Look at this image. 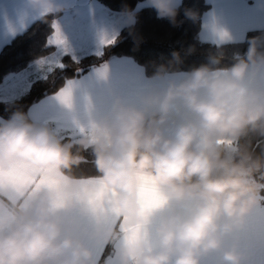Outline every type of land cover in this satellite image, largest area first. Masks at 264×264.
<instances>
[{"label":"clouds","instance_id":"clouds-1","mask_svg":"<svg viewBox=\"0 0 264 264\" xmlns=\"http://www.w3.org/2000/svg\"><path fill=\"white\" fill-rule=\"evenodd\" d=\"M27 2L41 17L63 10ZM146 3L175 24L182 0ZM220 59L179 80L159 65L164 87L142 106L116 98L75 139L21 110L0 120V264H98L89 241L111 247V264H202L214 252L244 264L231 238L264 201L261 39L230 67ZM89 149L96 175H73Z\"/></svg>","mask_w":264,"mask_h":264},{"label":"crops","instance_id":"crops-1","mask_svg":"<svg viewBox=\"0 0 264 264\" xmlns=\"http://www.w3.org/2000/svg\"><path fill=\"white\" fill-rule=\"evenodd\" d=\"M58 2L63 5V10L54 24L65 42L64 45H56L57 50L62 49V54L72 51L83 52L78 56L99 53L93 51L108 44L105 41H113L124 26L131 24V12L111 10L97 0ZM206 2L208 9L203 13L199 33L205 42L217 45L240 43L249 31L264 29V0ZM143 6L150 5L145 0L139 4V7ZM39 18L41 16L27 0H0V50ZM44 58L30 65L36 64L39 68L36 70L34 65L35 70L42 71L44 63L41 64V61ZM54 68H49L48 73ZM38 73L33 76L28 88L34 80L45 77L42 74L38 76ZM183 73L186 72H170L169 78L179 80ZM19 75L25 76V69L10 75L7 80ZM153 77L147 76L143 66L132 57L115 56L79 77L68 79L57 92L33 103L28 114L35 123L48 125L62 137L75 139L80 134L81 126L87 125L89 115L95 118L105 115L118 97L125 103L142 106L145 95L165 86V80ZM66 89L71 96L70 106L58 98L61 91ZM231 239L235 240L237 250L245 257L244 264H264V204L260 203L251 209L243 227ZM88 244L98 264H111V247L106 252L108 247L102 243L89 241ZM202 264H221V253L209 254L202 259Z\"/></svg>","mask_w":264,"mask_h":264},{"label":"trees","instance_id":"trees-1","mask_svg":"<svg viewBox=\"0 0 264 264\" xmlns=\"http://www.w3.org/2000/svg\"><path fill=\"white\" fill-rule=\"evenodd\" d=\"M97 1L114 11L131 12L135 22L124 26L117 37L106 44L99 53H91L79 59L65 54L61 57L59 66L47 77L33 81L19 98L0 100V120H7L16 110H21L29 116L28 109L33 103L57 92L68 79L79 77L115 56L132 57L143 66L147 76H154L159 65L169 66L170 72H188L208 64L212 57L221 58L216 67H230L238 56L246 54L249 41L256 37L261 39L264 50V29L249 31L240 43L217 45L201 40V20L203 13L208 9L206 0H182L175 24L167 18H160L152 6L139 7L145 0ZM186 11L195 13L196 18H189L185 14ZM61 14L62 11L39 18L3 46L0 50V84L8 76L20 72L31 62L54 50L53 46L48 45V37L53 32L55 18ZM173 53L179 54V61L174 58ZM31 121L34 122L32 119ZM82 154L87 162L74 168L73 175L80 178L95 176L91 150ZM261 203L264 204V201ZM109 250L110 246L106 252Z\"/></svg>","mask_w":264,"mask_h":264},{"label":"rangeland","instance_id":"rangeland-1","mask_svg":"<svg viewBox=\"0 0 264 264\" xmlns=\"http://www.w3.org/2000/svg\"><path fill=\"white\" fill-rule=\"evenodd\" d=\"M55 20H56V18H55ZM55 20H54V22H55ZM54 22H53V25H54ZM54 31H55V29L53 27V32L48 37V45L53 46L54 47V50L52 52H50L49 54L43 56V57H45L44 58V70L38 71L39 72L38 73L36 70L39 68V66H37L36 64H32L33 66H31L30 65L32 63L31 62L26 68H24L25 69V76H23V75L20 76L19 75L17 78L14 77V78H11L10 80H7L9 78V76H8L0 84V98H9V99L19 98L22 94H24L28 90V86H29V84H30L33 76L36 73H38V76H40V74H42L41 76L44 75L45 77H47L52 72L51 71L50 73H48L49 68H51V67L54 68L55 66L57 67L56 64H61L60 63L61 57L63 55H65V54H62L61 53V50L62 49L57 50L56 45H53V44H50L49 43V40L52 37ZM101 50H102V48L96 49L93 52H99ZM66 54L72 55L75 59H79V58L83 57V56H78V54H83L82 51L81 52L72 51V52L66 53ZM43 57H41V58H43ZM41 58H39V59H41ZM39 59L33 61V63H36V61H38ZM56 61H57V63H55ZM34 65H35L36 70L34 68ZM17 73H19V72H17ZM38 79H41V78H38ZM38 79H36V80H38Z\"/></svg>","mask_w":264,"mask_h":264},{"label":"snow or ice","instance_id":"snow-or-ice-1","mask_svg":"<svg viewBox=\"0 0 264 264\" xmlns=\"http://www.w3.org/2000/svg\"><path fill=\"white\" fill-rule=\"evenodd\" d=\"M55 31L52 35V37L50 38L49 40V43L50 44H53V45H64V39L60 33V30L59 28L54 24L53 25ZM112 41L108 40V41H105V43H111ZM44 61H41V64H43ZM63 103H68L69 99H70V92L66 89V90H63L61 91V93L59 94V97H58ZM85 183L87 182H90V181H84ZM96 183H101L100 181H95ZM105 191V197H110L112 193L108 192L107 190H104Z\"/></svg>","mask_w":264,"mask_h":264}]
</instances>
